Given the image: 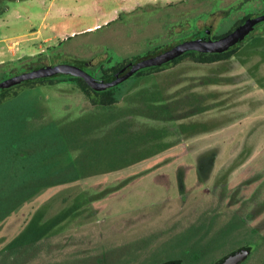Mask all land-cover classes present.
<instances>
[{"label": "rangeland", "instance_id": "374dc122", "mask_svg": "<svg viewBox=\"0 0 264 264\" xmlns=\"http://www.w3.org/2000/svg\"><path fill=\"white\" fill-rule=\"evenodd\" d=\"M38 1L32 12L65 5L66 16L52 8L47 21L81 31L33 60L96 77V68L120 70L156 47L207 41L197 40L203 31L220 36L264 14V0ZM238 47L225 60L184 57L133 74L110 106L93 105L65 74L0 105V162L26 144L45 181L64 179L0 220V264H213L245 245L253 250L240 264H264V21ZM13 68H0V81ZM101 144L107 153L73 163ZM208 150L202 177L198 157ZM43 224L37 237L33 226Z\"/></svg>", "mask_w": 264, "mask_h": 264}, {"label": "trees", "instance_id": "16d2710c", "mask_svg": "<svg viewBox=\"0 0 264 264\" xmlns=\"http://www.w3.org/2000/svg\"><path fill=\"white\" fill-rule=\"evenodd\" d=\"M5 1H10V0H0V13H2L6 8L5 4L3 3ZM248 17L249 16H243L235 24V26L242 23ZM169 46L163 48L156 47L155 50L147 53L144 56L146 57L155 54ZM234 52H236V50L226 51L223 53H207V52L190 50L184 53L183 55L173 60H170L162 65L142 68L136 71L134 75L141 76L146 74L158 73L162 70L175 66L178 62L184 59V57H189L195 63H212V62L228 59ZM140 58L141 57L136 58L134 61H137ZM39 65H42V63L36 62L34 60H30L28 62L15 66L11 71H9V74L7 76L14 73H18L20 72L19 70L26 71ZM118 69L119 66H111L109 67V71L103 68H96L95 71L97 72L99 78L108 79ZM64 76H66L68 80L75 82L78 85V87L83 91V93L87 96L90 102L96 106H110L117 101L118 96L120 94L119 90L117 92L114 91V89L117 88V86L110 87L106 90L97 91L94 90L92 87H90L80 77H75L66 74ZM60 80L63 79H57L56 76H54L50 78H40L36 80L25 81L23 82V84H25V87H23L22 89H19L21 87L20 84L7 89L0 88V105L15 98L23 89L30 88L36 85L52 84ZM189 126L192 127L193 125L189 124ZM94 145L95 143L93 142L88 143L89 147ZM11 148H12L11 150H9L7 153L4 154V157H2V160L0 162V220L4 218L13 208H15L23 200H25L33 193H35L36 188H39L40 186L45 184H52V183L60 182V180H64V179H55L54 181H45V178L34 170L35 149L29 147L26 144L13 145ZM85 149L86 151H91L94 154V156L91 157L84 156L83 158L74 160L73 163L75 165H77V163L80 161L91 162L98 154L108 152V149L104 144H101L93 148L84 147V151ZM213 154H214L213 150L210 151L208 150L198 157V171L200 172L202 177L207 174L204 172H206V170H209L212 166ZM33 227H32L33 231L37 232V237H41L47 230V225L44 224L34 225ZM32 228H29L28 230H31ZM252 250L253 247H251V252ZM194 256L199 257V254L194 253Z\"/></svg>", "mask_w": 264, "mask_h": 264}, {"label": "water", "instance_id": "95a60500", "mask_svg": "<svg viewBox=\"0 0 264 264\" xmlns=\"http://www.w3.org/2000/svg\"><path fill=\"white\" fill-rule=\"evenodd\" d=\"M260 21H264V14L247 18L231 33L217 40H211L209 38L208 41H187L171 45L155 54L128 63L125 67L116 71L108 79L97 78L95 75L84 70L81 66H75L67 63H56L51 66L39 65L26 71L11 74L0 81V88L7 89L28 80L50 78L58 74H66L82 78L94 90H106L128 79L136 71L142 68L162 65L183 55L189 50L211 53L226 52L231 48V46L240 42L253 29L254 25ZM250 253L251 246L245 245L225 254L219 258L215 264H240L250 255ZM162 264H180V260H169Z\"/></svg>", "mask_w": 264, "mask_h": 264}, {"label": "crops", "instance_id": "0c3cea01", "mask_svg": "<svg viewBox=\"0 0 264 264\" xmlns=\"http://www.w3.org/2000/svg\"><path fill=\"white\" fill-rule=\"evenodd\" d=\"M38 2L13 0L5 4V10L0 13V68H13L20 63L33 60L38 54L46 52L45 50L50 52L56 50L65 40L81 31L74 29L69 31L66 21H47L51 18L52 8L66 16L65 5L58 6L50 1L48 8L40 16L31 10L33 5L39 4ZM115 14L114 10L112 15ZM96 26L97 24H94L91 28Z\"/></svg>", "mask_w": 264, "mask_h": 264}, {"label": "flooded vegetation", "instance_id": "af4514ba", "mask_svg": "<svg viewBox=\"0 0 264 264\" xmlns=\"http://www.w3.org/2000/svg\"><path fill=\"white\" fill-rule=\"evenodd\" d=\"M246 20V19H245ZM244 20V21H245ZM243 21V22H244ZM241 24V23H240ZM240 24H238V25H240ZM238 25H236L234 28H232L230 31H228L227 33H225V34H223V35H220V36H216V35H213V33L212 32H208L207 30L206 31H203V33L197 38V40L199 39V40H209V38L211 39V40H217V39H219V38H222V37H224V36H226V35H228L229 33H231L234 29H236L237 27H238ZM241 42V41H240ZM240 42H238V43H236L234 46H231V48L228 50V51H231V50H239L240 49V47H238L239 46V44H240ZM207 53H211V52H207ZM232 56V55H231ZM97 77H98V75H97ZM99 78V77H98Z\"/></svg>", "mask_w": 264, "mask_h": 264}]
</instances>
